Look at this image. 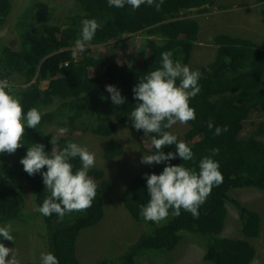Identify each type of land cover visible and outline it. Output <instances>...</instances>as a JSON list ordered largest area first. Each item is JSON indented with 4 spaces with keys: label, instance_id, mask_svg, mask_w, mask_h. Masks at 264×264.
<instances>
[{
    "label": "trees",
    "instance_id": "obj_1",
    "mask_svg": "<svg viewBox=\"0 0 264 264\" xmlns=\"http://www.w3.org/2000/svg\"><path fill=\"white\" fill-rule=\"evenodd\" d=\"M73 1L76 10L61 17L46 8L43 0H20L14 9L13 0H0V27L10 20L6 37H0V79L12 84L11 92L21 98L25 113L33 107L42 113L35 129L25 126L24 146L16 151L19 169L0 162V226L15 225L14 221L20 224L34 214L43 251L52 252L59 264H78L75 245L79 230L102 219L103 195L112 189V184L103 170L90 169L88 175L97 184L92 206L85 212L66 214L63 219L55 213L43 216L35 208L42 205L50 192L40 173L29 176L23 170L20 160L26 155L27 147L43 144L51 157L53 152L74 141L70 135L54 138L47 132L49 128L79 129L84 118H92L87 127L92 134L111 137L121 125L134 136L145 134L150 143L148 153L154 154L152 139L159 135L144 133L132 125L130 113L138 103L132 89L144 76L161 67V53L165 51L172 52L173 60L189 65L199 39L197 19L188 17L189 13L214 4V0H164L160 11H156L147 4L133 10L127 4L124 8L109 7L108 0ZM180 13L185 16L181 17ZM84 19H95L101 24L90 44L119 40L125 35L132 37L118 41L109 49L106 47L99 55L86 48L74 57L68 47L80 37ZM138 32L143 33L144 39L131 57L139 63L131 65L123 50L129 42H134ZM212 44L215 46L212 60L193 68L202 74L198 82L201 91L190 100L196 118L188 122L183 141L191 147L194 159L182 161L177 156L150 165L127 184L122 203L142 229L113 259L115 264L143 261L170 264L166 253L174 250L182 239L202 247L204 260L213 264H251L255 259L256 252L249 240L259 236L261 216L232 193L257 191L264 196V142L258 139L264 136V122L250 133L244 130V121L254 111L264 113V50L253 41L226 34L215 35ZM40 81H47L46 88H40ZM106 85L119 89L125 103L114 105ZM209 121L213 122L212 129L208 128ZM217 126H227L228 131L214 135ZM165 131L171 132V128ZM213 148L219 149L213 159L220 165L223 182L212 188L198 209L199 217L193 218L183 209L179 216H174L169 209L166 219L158 223L146 221L140 215L141 206L150 199L145 174L159 175L166 164H183L199 172V161L210 155ZM161 151L175 153V145L165 146ZM122 153L123 147L117 141H110L103 148L106 160ZM71 163L74 172L82 166L79 157ZM46 170L45 167L41 172ZM15 176L22 179L27 190L30 212H24L25 197ZM228 208L237 214L239 237L222 235Z\"/></svg>",
    "mask_w": 264,
    "mask_h": 264
},
{
    "label": "clouds",
    "instance_id": "obj_2",
    "mask_svg": "<svg viewBox=\"0 0 264 264\" xmlns=\"http://www.w3.org/2000/svg\"><path fill=\"white\" fill-rule=\"evenodd\" d=\"M163 3L164 0H108L109 7L124 8L127 4L133 10L147 4L160 11ZM81 24V34L75 40L76 51L73 55L84 52L101 27L95 19H84ZM172 55L171 51L161 53V67L144 76L132 89L134 98L138 101L130 113L133 127L143 130L144 133L159 135V138L154 136L152 139L155 153L143 155L142 164H160L177 156L182 161L194 159L191 147L165 129H170L177 123L187 124L196 118L190 100L201 91L198 82L202 74L199 70L191 69L189 65L173 60ZM105 87L114 105L119 107L125 103L119 89L114 85ZM20 99L11 92L8 80H0V154H13L24 146L25 126L35 129L41 121L42 113L36 107L25 113ZM208 128H213V122H208ZM67 131V128L60 129L61 133ZM227 131V126H217L214 135ZM169 145H175V153L165 154L161 151ZM218 153V148L211 149V154L199 161V172L183 164H166L159 175L145 174L150 199L147 205L141 206L140 215L146 221L158 223L168 217L169 209L174 216H179L183 209L190 212L193 218H198V209L207 200L212 188L223 182L220 165L213 159ZM76 157H79L82 166L74 172L71 161ZM20 163L29 176L40 173L45 188L50 192L42 205L35 208L43 216L55 213L63 219L66 214L85 212L92 206L97 195V184L88 175V171L95 165V153L90 152L86 146L70 142L49 157L43 144H30ZM45 167L47 170L41 172ZM11 232V224L0 227V238L13 242ZM9 256L10 259H6ZM17 257L18 250L6 247L0 242V264H21ZM40 264H59V261L52 252H42Z\"/></svg>",
    "mask_w": 264,
    "mask_h": 264
},
{
    "label": "rangeland",
    "instance_id": "obj_3",
    "mask_svg": "<svg viewBox=\"0 0 264 264\" xmlns=\"http://www.w3.org/2000/svg\"><path fill=\"white\" fill-rule=\"evenodd\" d=\"M19 1L13 0V9ZM43 3L46 5V8L54 11L61 17L76 10L73 0H43ZM180 14L181 17L185 16L183 13ZM188 17L196 18L199 25V39L195 43V50L194 53L192 52L189 61L191 69L205 65L212 60L215 51L212 38L217 34L246 37V39L260 46L264 39V0H214V4L211 7L203 9L200 12L192 10ZM8 21L10 20L8 19ZM8 21L5 26L0 27V37H6ZM131 37L132 35H125L119 40H108L103 44L89 43L86 48L91 49L95 54L99 55L104 53L107 48L116 46L118 41L124 42ZM142 39H144L143 33L138 32L134 38V42L132 44L129 42V45L132 46L127 45V47H124L123 51L127 54V63L131 65L139 63V61L136 62L137 59L131 57V54L141 47ZM68 49L74 53L76 51L75 44L70 45ZM78 55L79 53L74 55V57ZM46 86L47 81H40L41 89L46 88ZM91 119L84 118L79 124L82 127L74 130L67 128L68 131L66 133H61L60 129L63 128L58 127H51L47 132L52 133L54 138L60 135H70L75 143L86 146L90 152L95 153V165L90 169L103 170L105 177L112 184V189L103 195L104 213L102 219L96 225L79 230L75 252L78 264H110L111 261V264H115L113 259L126 249L129 241L133 238L132 236H135L142 229V226L137 225L124 208L122 193L134 177L141 173V171L150 168V165L141 163L142 156L149 155L150 143L146 139L145 134L134 136L127 128L121 125H118L117 131L111 137L94 135L87 130ZM260 122H264V113L256 110L251 114L249 119L244 121L245 132L250 133L256 129ZM188 128V123H177L172 126L171 132L179 140H183ZM258 139L264 142V136ZM110 141L119 142L123 147V153L111 160H106L103 158V148ZM18 156L16 152L13 154L2 153L0 154V162L7 163L12 169H19ZM15 179L22 185L25 197L24 212H30L32 210V208H29L31 200L26 188H24V183L18 176H15ZM232 194L245 204L250 205L261 216V232L257 238L249 240V242L252 243L256 252L255 259L251 264H264V196L257 191H234ZM17 223L14 221L15 225H11V234L14 237V241L0 238V242L4 243L6 247L18 250L17 258L21 261V264L40 263V254L44 251L38 238L40 237V233L38 232L39 225L38 221L34 218V214L23 222H20V224ZM224 225L223 236H240L237 214L231 208H228L227 219ZM203 253L202 247H198L197 244H193L187 239H182L177 247L166 253V255L170 264H213L204 260ZM6 259H10V256ZM141 264L160 263L143 261Z\"/></svg>",
    "mask_w": 264,
    "mask_h": 264
},
{
    "label": "crops",
    "instance_id": "obj_4",
    "mask_svg": "<svg viewBox=\"0 0 264 264\" xmlns=\"http://www.w3.org/2000/svg\"><path fill=\"white\" fill-rule=\"evenodd\" d=\"M245 39H246V38H245ZM262 41H263V42L261 43V46H262V47H261L260 45H259V46H260V48H262V49L264 50V39H263ZM256 44H257V43H256Z\"/></svg>",
    "mask_w": 264,
    "mask_h": 264
},
{
    "label": "bare ground",
    "instance_id": "obj_5",
    "mask_svg": "<svg viewBox=\"0 0 264 264\" xmlns=\"http://www.w3.org/2000/svg\"><path fill=\"white\" fill-rule=\"evenodd\" d=\"M256 5V4H255ZM260 11V10H259ZM235 18V17H234ZM246 24V23H245ZM242 27V26H241ZM243 31V30H242ZM245 33V32H244ZM258 33V32H257ZM243 36H245V35H243ZM246 38V37H245ZM257 39V38H256ZM257 50V49H256ZM5 73V72H4ZM35 83V82H34ZM262 184V183H261Z\"/></svg>",
    "mask_w": 264,
    "mask_h": 264
},
{
    "label": "built area",
    "instance_id": "obj_6",
    "mask_svg": "<svg viewBox=\"0 0 264 264\" xmlns=\"http://www.w3.org/2000/svg\"><path fill=\"white\" fill-rule=\"evenodd\" d=\"M9 83H10V82H9ZM11 85H12V84H10V88H11ZM23 87H25V86H22V88H23Z\"/></svg>",
    "mask_w": 264,
    "mask_h": 264
}]
</instances>
